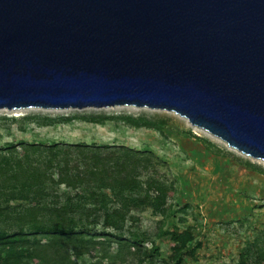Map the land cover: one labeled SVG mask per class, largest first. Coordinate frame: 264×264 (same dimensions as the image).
Masks as SVG:
<instances>
[{
    "label": "water",
    "instance_id": "obj_1",
    "mask_svg": "<svg viewBox=\"0 0 264 264\" xmlns=\"http://www.w3.org/2000/svg\"><path fill=\"white\" fill-rule=\"evenodd\" d=\"M119 105L264 162V0H0V108Z\"/></svg>",
    "mask_w": 264,
    "mask_h": 264
},
{
    "label": "rangeland",
    "instance_id": "obj_2",
    "mask_svg": "<svg viewBox=\"0 0 264 264\" xmlns=\"http://www.w3.org/2000/svg\"><path fill=\"white\" fill-rule=\"evenodd\" d=\"M82 146L153 153L166 163L153 175L168 190L159 211L134 208L127 194L123 199L111 191L85 195L87 209L98 193H106L109 198L99 207L123 203L134 220L113 231L105 227L103 214L86 218V211L75 212L66 229L82 236L79 247L87 252L77 259L79 264H264V175L246 164L264 169V162L238 153L174 112L130 105L0 108V155L13 154L9 165L0 162V235L23 232L30 242L22 250L20 243L0 245V264H39L28 251L34 242L47 239L38 229L53 225L58 208L72 204L77 210L81 205L78 190L59 185L43 192L31 175L51 169L48 154L56 153L57 163ZM233 194L244 201L246 212L233 216L226 211ZM175 230L187 233L179 244L172 239ZM189 240L190 248L177 258L176 247Z\"/></svg>",
    "mask_w": 264,
    "mask_h": 264
},
{
    "label": "trees",
    "instance_id": "obj_3",
    "mask_svg": "<svg viewBox=\"0 0 264 264\" xmlns=\"http://www.w3.org/2000/svg\"><path fill=\"white\" fill-rule=\"evenodd\" d=\"M95 117L93 122H96ZM133 125L135 127H150L147 123H134ZM208 144V148L213 147L211 143ZM82 147V151L74 155L75 157L67 156L57 163L56 153L48 154L46 163L51 169L57 171L56 176L54 173H50L51 169L38 170L31 175L43 192L47 191L49 186L64 185L71 191L78 190L82 193V195H77L81 202L77 210L73 209L75 206L72 204L60 207L54 211L53 225L38 229L39 232L45 233L47 238L45 242L37 241L29 248L27 247L39 264H79L77 259L87 252L83 247H79L82 236L66 229L68 218L72 217V221H75V212L79 210L86 211V218L103 214L105 227L113 231H120L127 222L134 220V217L128 215L130 209H126L123 203L119 204L117 208L109 209L106 205L99 207L98 204L104 203L105 199L109 198L106 193H98V196H95L96 201L93 203V207L87 209L84 202L85 195L94 196L96 191H111L115 198L122 197L123 199L127 194L133 197L136 204L134 208H153L156 211H159L166 204V190L168 188L153 175L158 173V166H166V163L158 159L153 153H141L127 148ZM72 148L80 150L81 146H71L69 149ZM12 156L13 154L10 153L0 155V158L5 160L0 161L1 164L9 165V157ZM246 164L264 175L263 168L249 162ZM55 165L56 167H54ZM98 198L99 200H97ZM186 234H180L178 230H175L172 233V239L178 242L179 238ZM17 243H20L22 250L30 242L25 241L23 232L0 235V245L11 244L17 247ZM190 244V240L184 241L176 247L177 258L182 257L184 250L190 248Z\"/></svg>",
    "mask_w": 264,
    "mask_h": 264
},
{
    "label": "crops",
    "instance_id": "obj_4",
    "mask_svg": "<svg viewBox=\"0 0 264 264\" xmlns=\"http://www.w3.org/2000/svg\"><path fill=\"white\" fill-rule=\"evenodd\" d=\"M233 196L235 197L234 202L231 205L228 204L225 207L226 211H228L233 216H235L237 214H241L242 212H246L247 209H246V206H244V204H243L244 201L234 194H233Z\"/></svg>",
    "mask_w": 264,
    "mask_h": 264
}]
</instances>
